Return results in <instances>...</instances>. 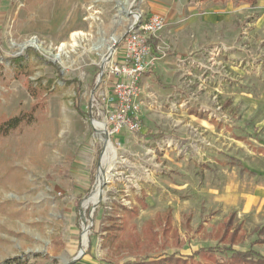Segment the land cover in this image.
<instances>
[{
	"label": "rangeland",
	"instance_id": "374dc122",
	"mask_svg": "<svg viewBox=\"0 0 264 264\" xmlns=\"http://www.w3.org/2000/svg\"><path fill=\"white\" fill-rule=\"evenodd\" d=\"M142 1L0 0V264H229L220 253L189 256L209 245L248 250L251 230L264 223L263 145L246 136L257 128L264 138V41L252 42L262 53L254 69L240 52L221 51L214 79L199 70L197 52L170 56L168 34L187 18L165 17L153 42L165 56L138 85L141 129L107 131V70ZM32 39L61 60L22 48ZM197 77L212 81L198 91ZM197 111L229 124L199 125L189 116ZM15 116L25 121L6 133L2 124ZM107 149L101 193L86 203ZM232 210L241 236L220 241ZM254 248L264 254V244Z\"/></svg>",
	"mask_w": 264,
	"mask_h": 264
},
{
	"label": "crops",
	"instance_id": "0c3cea01",
	"mask_svg": "<svg viewBox=\"0 0 264 264\" xmlns=\"http://www.w3.org/2000/svg\"><path fill=\"white\" fill-rule=\"evenodd\" d=\"M140 10L147 14H162L168 17L167 20L187 18L181 31H176L178 30L176 28L168 34L172 45L170 56L180 61L183 56L197 52L192 58L194 61L196 59L195 63L198 64L199 70L208 72L214 79L222 76L220 61L216 58L221 51L234 54L240 52L243 54L242 59H249L251 69L262 63L260 58L262 53L257 54L251 45L252 42L264 41V38L258 40V37L264 34V0H256L255 3H251V0H143ZM215 51L218 53L215 54ZM191 75L189 68L186 76L190 78ZM197 79L198 91L203 90L212 81L203 77ZM213 88L215 89V86ZM204 112H191L189 116L199 125L207 123L221 128L224 124H229L228 120L222 119L218 114L209 117ZM246 136L260 140L263 148L259 151L264 153V138L259 136L257 128L252 133L247 132ZM243 137L237 139L249 142V139ZM227 163L230 166H238L241 173H255L234 156H228ZM231 212L237 213L236 210H232L228 215Z\"/></svg>",
	"mask_w": 264,
	"mask_h": 264
},
{
	"label": "built area",
	"instance_id": "2783aa9c",
	"mask_svg": "<svg viewBox=\"0 0 264 264\" xmlns=\"http://www.w3.org/2000/svg\"><path fill=\"white\" fill-rule=\"evenodd\" d=\"M165 25L166 18L162 14L144 12L139 13L129 25L121 59L112 63L107 70V76L113 80L112 83L105 82L111 91V109L106 112L109 124L107 131L110 134L119 133L122 129L133 132L141 129L142 124L135 104L139 96L138 85L147 69L165 56V52L153 47V42Z\"/></svg>",
	"mask_w": 264,
	"mask_h": 264
},
{
	"label": "trees",
	"instance_id": "16d2710c",
	"mask_svg": "<svg viewBox=\"0 0 264 264\" xmlns=\"http://www.w3.org/2000/svg\"><path fill=\"white\" fill-rule=\"evenodd\" d=\"M255 2L256 0H251V3H255ZM107 80H108L107 81L108 83L113 82V80L109 79V76H107ZM24 121H25V118L23 116H15L5 121L1 127L3 131L7 133L12 129L17 128ZM236 217H237V213L231 212L224 219L222 225H220L218 232H217V234L220 231L222 233V237L220 238V241H222V239L225 238L226 235H228V233L232 235V238H234V236L235 238H239L241 236L242 223L240 222L235 223ZM171 222H172L171 219L166 222V225L168 226L166 228L167 230L173 229ZM186 224L187 226H189L190 220L187 221ZM250 233H251L250 237L254 239L250 243L248 250L237 249L236 247H234L233 244H230V246L228 247L232 248V250L226 249V251L223 252L225 248L223 250H220V247H221L220 245H217V246L209 245V246H203L201 248H198L193 253H191V256H189V258L191 257V259H196V258H199L200 256H203L205 253L206 254L220 253V255H224L225 257H228V259L225 261L228 262L229 264H264V254L260 253L254 248L255 245L257 244H264V224H259L255 226L251 230ZM175 235H178L177 230L175 232ZM230 243H234V242H230ZM175 259H176L175 264H177L180 258L179 259L175 258ZM7 264H30V263L27 259L22 260L20 258H13L10 261H8ZM123 264H136V263L128 260L124 262Z\"/></svg>",
	"mask_w": 264,
	"mask_h": 264
},
{
	"label": "bare ground",
	"instance_id": "6f19581e",
	"mask_svg": "<svg viewBox=\"0 0 264 264\" xmlns=\"http://www.w3.org/2000/svg\"><path fill=\"white\" fill-rule=\"evenodd\" d=\"M134 17H138V14H134ZM77 35H79V33H74L73 34V37L75 38ZM116 40V37H114V41ZM27 45H31V46H34L36 47L37 49L39 50H44L46 52L47 55L50 56L51 59H54V60H61V53H57V54H52L49 50H46L43 45L37 40V39H32L30 40L28 43L26 44H23L22 45V48H25ZM63 48V47H62ZM61 50V49H60ZM106 56V55H105ZM104 56V57H105ZM109 58V57H108ZM98 123V122H97ZM103 124V123H102ZM107 145L110 147L111 146V143L110 142H107ZM110 151L105 150L104 154H103V159H102V164H101V168H100V174H99V178H98V182H97V185L95 187V191L94 193L92 194V196L90 198H88L85 202L88 203V202H93V201H96L101 193V189H100V184L105 180V177L107 175V173L105 172V169H103V166L104 164H106V161H107V158H108V155H109ZM109 170V169H108ZM103 188V187H102ZM103 192V190H102ZM102 196V194H101ZM100 196V197H101ZM99 201V200H98ZM98 201L96 203H98ZM95 203V204H96ZM84 243H86V238L84 237Z\"/></svg>",
	"mask_w": 264,
	"mask_h": 264
},
{
	"label": "water",
	"instance_id": "95a60500",
	"mask_svg": "<svg viewBox=\"0 0 264 264\" xmlns=\"http://www.w3.org/2000/svg\"><path fill=\"white\" fill-rule=\"evenodd\" d=\"M101 199H102V196L99 198V201H100ZM99 201H98V202H99ZM96 204H97V203H96ZM96 204H94V205H96Z\"/></svg>",
	"mask_w": 264,
	"mask_h": 264
}]
</instances>
